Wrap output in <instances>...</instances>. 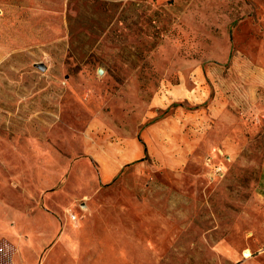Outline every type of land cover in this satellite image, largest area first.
Segmentation results:
<instances>
[{
    "label": "rangeland",
    "instance_id": "obj_1",
    "mask_svg": "<svg viewBox=\"0 0 264 264\" xmlns=\"http://www.w3.org/2000/svg\"><path fill=\"white\" fill-rule=\"evenodd\" d=\"M253 100L264 118V0H0V223L41 233L13 242V263L264 264V124L237 159L200 145L171 170L148 155L108 186L84 154L105 138L168 154L156 121ZM183 122L166 140L185 151ZM41 211L80 252L31 254L52 231Z\"/></svg>",
    "mask_w": 264,
    "mask_h": 264
},
{
    "label": "crops",
    "instance_id": "obj_2",
    "mask_svg": "<svg viewBox=\"0 0 264 264\" xmlns=\"http://www.w3.org/2000/svg\"><path fill=\"white\" fill-rule=\"evenodd\" d=\"M186 101L190 102L192 98L186 96ZM154 104L158 108H166L169 106V103H165L161 98H157ZM256 104V100H253L252 103L243 109H232L225 106V104H222L220 107H215L213 104L208 108L191 110L184 114L177 112L173 116L156 121L152 125L151 129L153 130L151 131H155L161 144L167 145L169 143V145L174 146L168 154L153 151L151 148L154 146L153 142L149 143L146 140V143L143 142L144 147L139 140L133 138H122L121 140L105 138L98 141L91 139L86 143L84 154L97 167L100 186L110 185L125 168L133 165L135 162L143 161L148 155L161 164V166L171 170H178L182 167L193 156L195 151L199 149L200 145L205 149L215 148L227 160L237 159L245 151V146L251 142L252 138L258 137L263 128L264 118H262L263 116H259L263 112ZM180 114H182L181 117H179ZM181 122L187 128L186 143L184 144L185 151L177 148L178 143L174 139L169 142L166 140L167 136L175 138L174 132L179 129ZM214 124H217L219 127H215ZM43 151L42 155L47 156V159H49L48 151ZM24 152L26 153V160L31 161L29 155L33 154L32 140L27 142ZM18 154L24 156L21 153ZM12 171L14 170L12 169ZM24 181V179L16 180L13 184L15 187L18 185L21 188L24 187L22 189L24 192L22 191V193L30 192L28 191V186L24 185ZM15 192L19 191L16 190ZM260 194L264 198V164L261 169ZM11 209L9 208L15 216L19 214L16 210ZM18 212L22 213L20 209ZM39 213L46 216V223L51 225L52 231H49L43 237V249L40 248V252H31V254H35L37 258H44L57 245L61 252H80V238L74 227L70 224L66 225V220L61 217H55L42 211ZM26 223H28L26 225L27 227L21 231L17 230L18 224L14 222H8L2 226V223H0V264H16L13 263L12 257L14 255L21 256V254L25 253L11 252V250L16 251L13 242L17 240L31 241L32 238L36 239V236L41 234L40 232L36 234L34 231L36 228L33 226L34 223L32 221L26 220ZM36 224L40 225L38 222ZM44 250L45 252H42Z\"/></svg>",
    "mask_w": 264,
    "mask_h": 264
},
{
    "label": "water",
    "instance_id": "obj_3",
    "mask_svg": "<svg viewBox=\"0 0 264 264\" xmlns=\"http://www.w3.org/2000/svg\"><path fill=\"white\" fill-rule=\"evenodd\" d=\"M38 68H39L41 71H45V70H46V68H45L44 65H38Z\"/></svg>",
    "mask_w": 264,
    "mask_h": 264
},
{
    "label": "trees",
    "instance_id": "obj_4",
    "mask_svg": "<svg viewBox=\"0 0 264 264\" xmlns=\"http://www.w3.org/2000/svg\"><path fill=\"white\" fill-rule=\"evenodd\" d=\"M169 112V109H167L166 110V113H168ZM140 142H141V140H140ZM142 143V142H141ZM143 144V143H142ZM143 146L145 147V145L143 144ZM146 151V150H145Z\"/></svg>",
    "mask_w": 264,
    "mask_h": 264
},
{
    "label": "built area",
    "instance_id": "obj_5",
    "mask_svg": "<svg viewBox=\"0 0 264 264\" xmlns=\"http://www.w3.org/2000/svg\"><path fill=\"white\" fill-rule=\"evenodd\" d=\"M216 170H220V169L217 168ZM74 218H75V217L73 216V219H74Z\"/></svg>",
    "mask_w": 264,
    "mask_h": 264
}]
</instances>
